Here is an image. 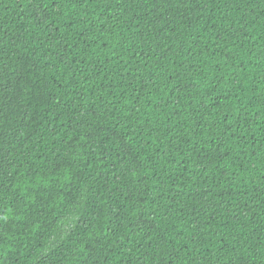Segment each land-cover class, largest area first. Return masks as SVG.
I'll use <instances>...</instances> for the list:
<instances>
[{"label": "trees", "instance_id": "obj_1", "mask_svg": "<svg viewBox=\"0 0 264 264\" xmlns=\"http://www.w3.org/2000/svg\"><path fill=\"white\" fill-rule=\"evenodd\" d=\"M0 264H264V0H0Z\"/></svg>", "mask_w": 264, "mask_h": 264}]
</instances>
